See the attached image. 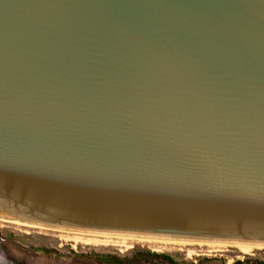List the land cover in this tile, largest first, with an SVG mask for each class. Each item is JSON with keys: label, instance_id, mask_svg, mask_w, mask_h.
I'll list each match as a JSON object with an SVG mask.
<instances>
[{"label": "water", "instance_id": "water-1", "mask_svg": "<svg viewBox=\"0 0 264 264\" xmlns=\"http://www.w3.org/2000/svg\"><path fill=\"white\" fill-rule=\"evenodd\" d=\"M0 223L264 248V0H0Z\"/></svg>", "mask_w": 264, "mask_h": 264}, {"label": "rangeland", "instance_id": "rangeland-1", "mask_svg": "<svg viewBox=\"0 0 264 264\" xmlns=\"http://www.w3.org/2000/svg\"><path fill=\"white\" fill-rule=\"evenodd\" d=\"M143 252L164 254L169 256L174 264H264V251L241 256L235 250L228 249L225 253L209 256L195 254L188 258L185 253L179 251L153 252L148 249L113 253L108 256L61 250L33 245L24 234L0 224V264H113L105 261V258H115L121 261V264H170L142 257L135 259Z\"/></svg>", "mask_w": 264, "mask_h": 264}, {"label": "bare ground", "instance_id": "bare-ground-1", "mask_svg": "<svg viewBox=\"0 0 264 264\" xmlns=\"http://www.w3.org/2000/svg\"><path fill=\"white\" fill-rule=\"evenodd\" d=\"M2 224V223H0ZM228 249L235 250L241 256L253 255L258 252H263L264 248L240 246V245H223V246H195V247H167L148 249L153 252L179 251L186 254V257H191L195 254L211 255L217 253H225ZM199 256V255H198Z\"/></svg>", "mask_w": 264, "mask_h": 264}, {"label": "trees", "instance_id": "trees-1", "mask_svg": "<svg viewBox=\"0 0 264 264\" xmlns=\"http://www.w3.org/2000/svg\"><path fill=\"white\" fill-rule=\"evenodd\" d=\"M138 257H142V258L148 259V260H159L161 262L174 264L173 261L171 260V258L169 256L164 255V254L143 252V253H140L135 259H137ZM105 261H107L108 263H113V264H121L122 263L121 261H119L115 258H105Z\"/></svg>", "mask_w": 264, "mask_h": 264}]
</instances>
